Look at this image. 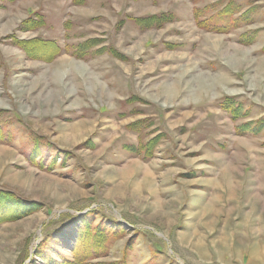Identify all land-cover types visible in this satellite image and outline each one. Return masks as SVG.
I'll return each mask as SVG.
<instances>
[{
	"label": "rangeland",
	"instance_id": "rangeland-1",
	"mask_svg": "<svg viewBox=\"0 0 264 264\" xmlns=\"http://www.w3.org/2000/svg\"><path fill=\"white\" fill-rule=\"evenodd\" d=\"M0 126V264H264V0H0Z\"/></svg>",
	"mask_w": 264,
	"mask_h": 264
},
{
	"label": "trees",
	"instance_id": "trees-1",
	"mask_svg": "<svg viewBox=\"0 0 264 264\" xmlns=\"http://www.w3.org/2000/svg\"><path fill=\"white\" fill-rule=\"evenodd\" d=\"M35 15L36 17L29 16L24 21H22L20 28L24 31H27L30 29H37L38 26H42L44 24L43 17L37 12ZM165 20H167L166 15H153L150 17L139 18V22L143 27L151 25L160 26ZM12 41L20 49H22L30 59H41L51 62L56 56L63 52V49L54 40H46L39 37L31 39H18L14 36ZM96 42V40H88L78 44L75 47V55L79 58H82L87 50ZM102 50H104V48H100L98 51L101 52ZM110 50L111 52L113 51V53H115V50H112V48ZM1 137H3V134L1 132L0 126V138ZM149 147L150 145L147 148ZM29 204L22 202L8 190H3L0 188V223L7 220H14L27 214L28 208L33 206L32 203ZM90 244L93 243L85 240V243H82L78 249H73L74 259H65L61 261L60 264H86L85 261L89 258V252L91 251L89 250Z\"/></svg>",
	"mask_w": 264,
	"mask_h": 264
}]
</instances>
